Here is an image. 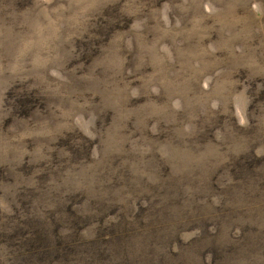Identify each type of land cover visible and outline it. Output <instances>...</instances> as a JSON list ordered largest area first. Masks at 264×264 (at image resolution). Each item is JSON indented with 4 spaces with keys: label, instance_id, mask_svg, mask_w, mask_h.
I'll use <instances>...</instances> for the list:
<instances>
[{
    "label": "rangeland",
    "instance_id": "obj_1",
    "mask_svg": "<svg viewBox=\"0 0 264 264\" xmlns=\"http://www.w3.org/2000/svg\"><path fill=\"white\" fill-rule=\"evenodd\" d=\"M0 264H264V0H0Z\"/></svg>",
    "mask_w": 264,
    "mask_h": 264
}]
</instances>
